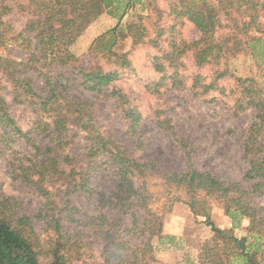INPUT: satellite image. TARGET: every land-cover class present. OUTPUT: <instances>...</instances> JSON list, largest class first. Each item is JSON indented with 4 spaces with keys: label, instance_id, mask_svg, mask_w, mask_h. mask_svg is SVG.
I'll use <instances>...</instances> for the list:
<instances>
[{
    "label": "rangeland",
    "instance_id": "1",
    "mask_svg": "<svg viewBox=\"0 0 264 264\" xmlns=\"http://www.w3.org/2000/svg\"><path fill=\"white\" fill-rule=\"evenodd\" d=\"M47 1L0 0V6L8 8L1 18L9 25L8 30L2 26L1 58L15 61L23 58L24 51L11 38L33 21V14L39 9L38 4ZM219 1L119 0L103 10L82 35L64 49L68 56L72 55L78 60V68L97 65L104 71L121 72L117 82L104 87V94L81 91L77 87L81 83L80 79L70 94L74 99L91 105L98 129L108 139L120 143L134 159L153 161L161 171L146 178L148 208L156 212L162 222L159 239L154 238L150 242L153 256L151 264H199L201 245L213 237L205 218L195 217L185 204L189 200L185 192L167 183L161 174L192 168L209 172L221 180L238 182L245 188L251 184L244 179L248 163L242 157V150L248 128L254 120V111L251 108L240 109L238 104L241 86L246 80H253L264 96V27L258 30L254 24L249 26L252 20L264 26V9L258 7L253 10L248 6L237 10H209L217 23L213 39L217 43L224 42L232 30L238 29L237 41L243 46L241 53L235 57L225 58L224 51H213L205 56L204 62H200L195 55L205 45L192 47L201 35L197 26L189 20L187 10L206 6L215 8ZM260 2L263 4L264 0ZM225 12L231 15L226 16ZM40 14L43 19L45 11ZM254 38L259 42L252 41ZM170 42L176 46L172 47ZM113 54L126 55L130 67L121 68ZM163 56L171 66L166 67L163 73H158L155 58ZM164 60L156 64H163ZM66 72L77 79L75 70L68 68ZM0 85V94L16 126L28 135V138L15 137L11 141H0V201L9 200L13 212L30 217L41 208L43 199L35 188L10 176L12 169L8 167V162L11 156L33 158L37 152L35 147L43 151L50 133L37 130L35 121L37 117L48 124L52 121L43 116L38 107L25 102L18 103L12 92L13 87L5 81L2 72ZM33 86L38 91L41 84L34 81ZM207 86L208 91L205 89ZM113 88L127 93L131 107L140 114L139 139L126 135L128 125L121 109L117 107L116 99L105 97ZM19 95L18 91L17 99ZM157 109L166 113V118L171 120L179 137L189 142V157L179 149L168 132L156 128L154 112ZM69 130L73 136L66 153L75 157L74 168L79 172L83 170L84 174H91L89 189L109 194L116 177L113 168L107 164L108 158L101 155L87 158L84 154L91 144L84 139V133L75 127ZM196 199L216 227L230 230L237 239H246L245 244L250 251L260 248L258 256L264 259V235L258 231L260 228L250 232V223L246 218L238 219L235 225L227 216L221 199L204 197L202 194ZM63 201L73 208L76 220L96 214L95 198L81 191L66 196ZM252 203L264 208V195L254 198ZM45 228L44 223H36L35 232L45 236ZM61 229L67 234L85 232V229L66 222L61 224ZM47 235L51 236L52 233ZM88 240L84 238V241ZM97 251L99 247L96 245L90 251L82 249L81 257L69 264H98L101 259Z\"/></svg>",
    "mask_w": 264,
    "mask_h": 264
},
{
    "label": "trees",
    "instance_id": "2",
    "mask_svg": "<svg viewBox=\"0 0 264 264\" xmlns=\"http://www.w3.org/2000/svg\"><path fill=\"white\" fill-rule=\"evenodd\" d=\"M118 1L41 2L33 14V21L11 38L24 51L23 58L15 61L0 57V72L13 87L15 100L38 107L41 114L52 121L48 124L38 117L35 121L37 130L50 133L43 151L35 147L37 152L33 158L11 156L8 162V167L12 169L10 176L35 188L43 203L38 212L29 217L13 212L9 200L0 201V264H69L81 257L82 249L90 251L93 245L99 247L97 252L101 261L98 264H151L153 260L150 242L154 238L159 239L162 222L156 212L148 208L146 178L161 171L153 161L134 159L120 143L108 139L98 129L91 105L74 99L70 94V90L75 89L76 82L80 80L77 87L81 91L104 94V87L117 82L121 72L104 71L97 65L78 68V60L64 52L103 10ZM248 6L253 10L258 7L264 9V3L260 0H220L215 8L206 6L187 10L189 20L197 26L201 35L192 47L205 45L195 55L197 60L204 62L205 56L213 51H224L225 58L241 53L243 45L237 41L238 29L232 30L224 42L217 43L213 39L217 23L209 10H237ZM5 9L8 10L6 6H0V38L4 35L2 26L7 30L9 27L1 18L6 13ZM42 11H45L43 19L40 18ZM225 15L231 14L225 12ZM252 24L258 30L264 27L257 24L256 20H252L249 26ZM252 41L259 42L255 38ZM170 43L172 47L176 46L174 42ZM112 56L121 68L130 67L126 55ZM160 60H164V56L155 58V67L158 73H163L171 65L166 60L163 64H156ZM68 68L77 72V79L66 72ZM34 81L41 84L38 91L33 86ZM205 89L208 91L209 86ZM18 91L20 95L17 99ZM240 95V109L251 108L254 111V120L248 128L242 150V157L248 163L244 179L251 184L245 188L238 182L221 180L209 172L192 168L161 174L163 180L185 192L189 199L185 204L195 217L205 218L206 225L213 233L212 239L200 247L199 264H264V259L258 256L260 248L250 251L245 244L246 239H237L230 230L216 227L196 199L202 194L204 197L223 200L226 214L235 225L238 219L246 218L250 223V232L260 228L258 231L264 235V208L252 203L254 198L264 195V96L253 80L242 83ZM105 97L116 99L117 107L121 109L128 125L126 135L139 139L141 116L136 108L131 107L130 96L113 88ZM165 115L163 110H155L156 128L168 132L179 149L189 157V142L179 137L171 120ZM70 127L83 132L84 139L91 144L84 154L87 158L99 155L108 158L107 164L113 168L116 177L109 194L89 189L91 174H84L83 170L79 172L74 168L75 157L66 153L72 143ZM0 128L1 142L11 141L15 137L28 138L27 133L16 126L1 94ZM40 157L43 158L39 160ZM26 161L29 163L26 164ZM76 191L95 198L94 216L85 215L83 220H76L73 208L63 201ZM63 222L75 224L85 229V232L67 234L61 229ZM36 223L46 225L45 236L35 232ZM49 232L51 236L47 235ZM85 237L90 240L84 241Z\"/></svg>",
    "mask_w": 264,
    "mask_h": 264
}]
</instances>
